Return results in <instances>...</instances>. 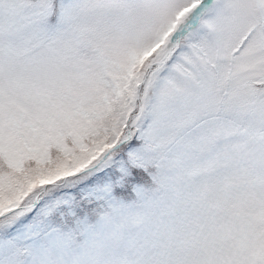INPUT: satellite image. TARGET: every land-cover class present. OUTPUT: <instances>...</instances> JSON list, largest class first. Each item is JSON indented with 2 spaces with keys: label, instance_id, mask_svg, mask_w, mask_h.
Returning a JSON list of instances; mask_svg holds the SVG:
<instances>
[{
  "label": "snow or ice",
  "instance_id": "1",
  "mask_svg": "<svg viewBox=\"0 0 264 264\" xmlns=\"http://www.w3.org/2000/svg\"><path fill=\"white\" fill-rule=\"evenodd\" d=\"M0 264H264V0H0Z\"/></svg>",
  "mask_w": 264,
  "mask_h": 264
}]
</instances>
